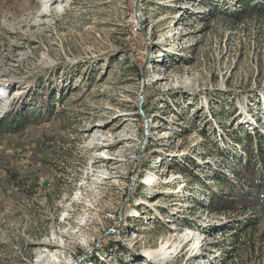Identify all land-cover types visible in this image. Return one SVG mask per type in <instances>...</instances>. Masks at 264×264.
Masks as SVG:
<instances>
[{
	"label": "rangeland",
	"instance_id": "rangeland-1",
	"mask_svg": "<svg viewBox=\"0 0 264 264\" xmlns=\"http://www.w3.org/2000/svg\"><path fill=\"white\" fill-rule=\"evenodd\" d=\"M230 1L0 0V117H29L0 134V264H264L256 200L185 177H233L213 132L264 134V20Z\"/></svg>",
	"mask_w": 264,
	"mask_h": 264
},
{
	"label": "trees",
	"instance_id": "trees-1",
	"mask_svg": "<svg viewBox=\"0 0 264 264\" xmlns=\"http://www.w3.org/2000/svg\"><path fill=\"white\" fill-rule=\"evenodd\" d=\"M233 7H238L236 9L238 14L235 15L238 20H241L246 15L255 16V21L257 22L264 20V0H231L226 2L221 7V10L226 15ZM53 99L54 96H51L50 100L53 101ZM28 120V111H9L0 117V134L18 132L27 125ZM200 133L206 135L209 131L202 129ZM209 136L211 137V135ZM219 137L213 132L210 143L221 156L230 159V163L233 165L231 168L233 177H230L222 170L212 171L211 174L204 171L205 175L203 176L196 171H189L188 173L185 172V177L192 178L201 192L210 195L212 203H214L213 199H215L212 183L216 182L222 191L220 196L215 193L218 197L216 199L219 205L234 204L235 198L238 197L253 198L256 200V204L253 207L254 209H252V213L264 216V134L260 131L254 134L245 131L243 137L238 136L235 141V145L239 146V151H236L237 149L221 148V139ZM179 167L184 169L183 164ZM251 217L245 222L243 220H237V222L243 228L251 227L256 223L253 216Z\"/></svg>",
	"mask_w": 264,
	"mask_h": 264
},
{
	"label": "bare ground",
	"instance_id": "bare-ground-1",
	"mask_svg": "<svg viewBox=\"0 0 264 264\" xmlns=\"http://www.w3.org/2000/svg\"><path fill=\"white\" fill-rule=\"evenodd\" d=\"M158 255H160V254H158Z\"/></svg>",
	"mask_w": 264,
	"mask_h": 264
}]
</instances>
